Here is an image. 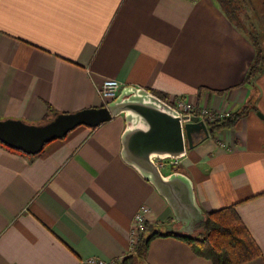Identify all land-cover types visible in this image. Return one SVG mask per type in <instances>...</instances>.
I'll return each instance as SVG.
<instances>
[{
	"label": "crops",
	"instance_id": "obj_1",
	"mask_svg": "<svg viewBox=\"0 0 264 264\" xmlns=\"http://www.w3.org/2000/svg\"><path fill=\"white\" fill-rule=\"evenodd\" d=\"M255 54L217 0H0V120L100 108L106 79L215 114L249 106L234 129L188 151L180 172L205 214L236 209L262 251L246 264H264V72L244 84ZM125 128L124 116L80 126L33 156L0 145V264H122L142 206L150 225L175 222L124 162ZM134 264L213 263L162 236Z\"/></svg>",
	"mask_w": 264,
	"mask_h": 264
},
{
	"label": "water",
	"instance_id": "obj_2",
	"mask_svg": "<svg viewBox=\"0 0 264 264\" xmlns=\"http://www.w3.org/2000/svg\"><path fill=\"white\" fill-rule=\"evenodd\" d=\"M124 116L122 158L149 182L171 208L175 222L165 224L166 233L190 238L198 236L206 222L198 204L193 181L183 172L165 174L160 162L180 161L210 137L208 125L198 117L185 118L165 101L146 89L125 86L119 96L100 108L57 114L43 124L22 120H0V142L28 156L38 155L45 146L64 139L80 126L97 128ZM264 120V115L258 113Z\"/></svg>",
	"mask_w": 264,
	"mask_h": 264
},
{
	"label": "trees",
	"instance_id": "obj_3",
	"mask_svg": "<svg viewBox=\"0 0 264 264\" xmlns=\"http://www.w3.org/2000/svg\"><path fill=\"white\" fill-rule=\"evenodd\" d=\"M224 14L229 18L225 12ZM229 20L239 28L232 19L229 18ZM248 36L256 54L244 80V84L246 85L252 84L264 72V50L260 46L257 36L253 37L250 34ZM155 95L163 101L171 103L167 95L162 93H156ZM248 110L249 106L245 107L241 112L231 115L229 118L209 122L208 126L211 136L213 137L224 130L234 129ZM50 111L52 116L44 123L51 121L59 114L53 109H50ZM0 145L24 154L21 151L9 148L1 142ZM206 217V222L200 227V233L193 238L164 233L162 230L164 225L149 224L140 238L137 251L138 256L132 255L124 260L122 264H134L135 259H140L147 254L151 242L155 238L162 236L175 237L187 242L193 247L198 256L211 261L213 264H246L262 256L260 247L253 239L234 207L206 213Z\"/></svg>",
	"mask_w": 264,
	"mask_h": 264
},
{
	"label": "built area",
	"instance_id": "obj_4",
	"mask_svg": "<svg viewBox=\"0 0 264 264\" xmlns=\"http://www.w3.org/2000/svg\"><path fill=\"white\" fill-rule=\"evenodd\" d=\"M122 88H123L122 84L117 80L114 79L104 80L100 88V97L102 99L103 106H106L109 102L115 100L119 96ZM167 104L173 107L180 114L184 123L187 122L192 117H198L199 120L205 121V123L208 125L209 122L229 118L232 115L229 112L215 114L213 112H210L208 108L205 107L202 110H197L196 105L183 99L174 100L171 101V103H167ZM185 118H187L188 120H185ZM167 161L178 162L174 160H167ZM164 162H160L161 169H163ZM151 215H152V209L147 205L142 206L135 215L131 229V237H130L129 252L131 255L136 253L137 245L139 244L140 238L142 234L145 232L146 227L149 225V220ZM88 264H109V263L102 260L90 259L88 260Z\"/></svg>",
	"mask_w": 264,
	"mask_h": 264
},
{
	"label": "rangeland",
	"instance_id": "obj_5",
	"mask_svg": "<svg viewBox=\"0 0 264 264\" xmlns=\"http://www.w3.org/2000/svg\"><path fill=\"white\" fill-rule=\"evenodd\" d=\"M217 1L229 18L239 26V29L246 31L250 36L258 37L260 46L264 50V0ZM175 169L181 171V161H165L163 163V171L165 174L172 173ZM138 245L136 253L133 254L135 257L138 256ZM137 260L135 259V262Z\"/></svg>",
	"mask_w": 264,
	"mask_h": 264
}]
</instances>
